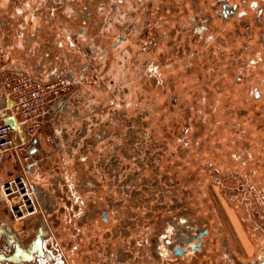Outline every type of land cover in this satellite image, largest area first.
<instances>
[{
  "label": "flooded vegetation",
  "instance_id": "1",
  "mask_svg": "<svg viewBox=\"0 0 264 264\" xmlns=\"http://www.w3.org/2000/svg\"><path fill=\"white\" fill-rule=\"evenodd\" d=\"M239 39H243L240 47ZM259 40L264 42V0H0V76L89 85L86 96L98 97L97 103L87 106L107 116L102 126H95L91 118L90 129L83 125L77 134L82 152L89 146L90 154L72 163L71 191L64 185L58 188L62 183L58 178L52 177L46 188L32 183L38 210L26 226L15 230L13 222H0V264H192L197 260L199 264H264V189L262 199L235 203L236 196L229 200L220 182L218 203L207 205L209 215L193 211L190 203H161V209L171 212L161 215L154 210L144 221L131 214L126 200L113 199L120 186L115 190L101 186L106 177L120 180L128 163L118 154H129V163L150 169L154 177L146 176L147 182L133 195L144 191L152 201L157 195L173 196L172 180H159L154 173L160 159L152 158L151 136L156 132L149 131L148 136V124L136 112L139 107L130 114L133 101L142 98L141 80L149 77L158 88L161 70L178 68L205 80L197 60L193 61L200 55L213 63L208 77L217 78L225 109L239 117L236 100L240 96L245 101L249 77L237 69L250 63L244 58L253 55V44ZM228 41L232 57L224 63ZM228 81L232 86L224 91ZM211 95L204 94L205 113ZM251 95L256 101L262 97L255 87ZM78 96L69 101L61 93L48 106V130L55 139L62 138V116L75 107L85 108V95ZM121 116L122 136L119 142L111 141L112 133L120 129L113 130V123ZM36 132L24 137L33 158L43 141ZM100 141L112 146L102 159H95ZM76 142L74 146L79 145ZM37 164L30 162L27 177L38 174ZM126 182L127 178L122 191L131 195ZM133 183L138 185L136 180ZM67 215L70 220L61 224Z\"/></svg>",
  "mask_w": 264,
  "mask_h": 264
},
{
  "label": "rangeland",
  "instance_id": "2",
  "mask_svg": "<svg viewBox=\"0 0 264 264\" xmlns=\"http://www.w3.org/2000/svg\"><path fill=\"white\" fill-rule=\"evenodd\" d=\"M242 41L243 39L236 41L237 46L240 47ZM259 43L260 40L255 41L253 44L254 52L252 56L245 57L241 54L242 57H245H243L244 59L251 60L250 63L243 68H236L237 73L242 72L249 77L248 93L245 101L240 96L236 100L235 109H239L242 114L239 117L236 115V111L233 112L234 114H230L225 109L226 100L222 98V93L220 95L217 93L218 90L215 84L217 78L215 75L212 80L208 77L210 72L214 70L213 63L200 55L196 56L193 61L197 60L196 64L204 72L201 76L203 75L202 77L206 81L203 78L198 79V75L193 71L186 73L180 68L161 70L157 75L158 88L150 83L151 79L149 77L141 80L142 94L140 97L142 98L133 101L130 114L134 115L135 110L133 109L139 107L136 112L140 111L142 119L146 120L148 128L147 126L145 128H147L148 136L150 137L151 134L149 131L154 130L156 132V135L151 136V143L155 144L152 150V158L153 162L156 158L160 159L156 165L154 164L156 170L152 171L156 173L155 175L158 176L159 180L161 177L172 180V184L169 186L172 189L173 196L157 195L152 201V197L145 194L144 191L141 196L133 195L136 190L138 191L141 188L142 182H147L148 178L152 179L154 177L151 176L150 169L144 170L139 165L129 163L127 160L129 154H125V157L118 154L119 159H126L125 162L128 163L124 173H121L119 181H114L112 177H110L111 179L104 178L101 180V186L104 188L103 190L109 188L115 190V187L120 186L122 193L114 194L112 192V197L115 201L126 200L125 202L129 204L128 209L135 218L148 221L151 213L155 212L154 210H157L156 212L161 215L169 214L171 212L169 209L167 210L165 207L161 209V203L165 206L190 203V208L193 211L209 215L207 205L218 203L219 191L217 187L220 182H223V194L229 200L232 195L236 196L233 199L235 203L237 201L239 203L244 202L246 198L262 199L264 189V42ZM224 49L226 53L224 63H226L232 57L230 55L232 48L229 41ZM198 50V48H195L194 52L198 54ZM224 63L223 66H226ZM2 76L11 75L4 74ZM59 85L63 89L62 95L68 96L69 101L73 97L75 98L77 94H84V99L87 100L85 108L79 107L77 109L78 107H75L76 109L74 108L70 115L62 116V122H59L61 125L59 130L62 131L61 139H55L54 136L52 137L49 134L48 120L45 117L36 132L41 139L43 138L40 143L41 148L37 156L32 158L36 164L38 163L37 166L40 165V168L37 167L38 174L28 175L27 180L30 185L33 183L46 188L50 186L52 177L58 178V181L63 183L60 186L58 185V188L64 185L70 190L72 188V163L75 159H79L80 155L90 154L87 152L89 146L85 148L86 152H82L84 147L81 143L76 142L77 134L81 132L83 125L87 126V130L90 129L91 118L95 126H102L107 123V116L93 112L92 108L87 106L90 105L89 103H97L98 97L96 94L90 95V97L86 96L89 85L81 84L74 87L68 85L65 81L60 82ZM67 86L69 87L68 90ZM223 86H225L224 91H228L232 84L228 81ZM252 87L261 92L262 97L260 100L252 99ZM242 91L244 92V90ZM242 91H240V94H243ZM205 92L212 93L211 99L206 102L208 103L207 113L202 109L204 107ZM78 95L76 99L81 97ZM1 98L0 94V101ZM53 102L48 106L52 105ZM122 120L123 116L113 123V130L117 127L120 129L118 133H112L114 137L111 141L119 142L124 129ZM89 134L86 132L85 137ZM83 139L85 140V138ZM74 140L79 145L74 146ZM110 146H112L110 143L100 141L94 149L98 157L95 159H102L103 152L106 149L108 150ZM2 159L4 161L0 167V184L17 177L16 169H12L9 161H6L10 158L5 156ZM147 164L151 165L152 162ZM49 172L53 174L49 176ZM148 175L149 177L145 179ZM125 178H127L128 191H132L131 195H126L122 191ZM135 180L138 185L133 183ZM109 182L111 183L110 186ZM200 186L202 191L199 192ZM177 189H179V193H176ZM10 197L12 204L17 201L14 195ZM157 204L158 206H156ZM0 213L4 214L6 222H13L12 226L20 229L24 228L26 226L24 224L28 223L26 221L33 217L32 215L25 220L11 221L7 215L6 206L1 199ZM68 220L70 219L67 215L61 219V224L68 222ZM143 231L142 237L145 238L147 229L143 228ZM192 264H199V261L197 260L196 263Z\"/></svg>",
  "mask_w": 264,
  "mask_h": 264
},
{
  "label": "built area",
  "instance_id": "3",
  "mask_svg": "<svg viewBox=\"0 0 264 264\" xmlns=\"http://www.w3.org/2000/svg\"><path fill=\"white\" fill-rule=\"evenodd\" d=\"M59 83L34 82L21 75L0 77V167L5 156L10 159L17 177L0 184V199L4 202L11 221H21L34 215L38 204L26 176L28 165L33 158L32 147L25 140V134H33L42 124L48 105L62 92ZM12 119L14 128L5 124ZM14 195L17 201L10 202Z\"/></svg>",
  "mask_w": 264,
  "mask_h": 264
},
{
  "label": "water",
  "instance_id": "4",
  "mask_svg": "<svg viewBox=\"0 0 264 264\" xmlns=\"http://www.w3.org/2000/svg\"><path fill=\"white\" fill-rule=\"evenodd\" d=\"M5 124L9 125L11 128H14L15 124L14 121L10 118L5 119Z\"/></svg>",
  "mask_w": 264,
  "mask_h": 264
},
{
  "label": "crops",
  "instance_id": "5",
  "mask_svg": "<svg viewBox=\"0 0 264 264\" xmlns=\"http://www.w3.org/2000/svg\"><path fill=\"white\" fill-rule=\"evenodd\" d=\"M5 218H6V217L4 216V214L2 215V214L0 213V222L5 223V222H6V221H5ZM23 224H24V223H23ZM14 229H15V230H21L20 228H15V227H14Z\"/></svg>",
  "mask_w": 264,
  "mask_h": 264
},
{
  "label": "bare ground",
  "instance_id": "6",
  "mask_svg": "<svg viewBox=\"0 0 264 264\" xmlns=\"http://www.w3.org/2000/svg\"><path fill=\"white\" fill-rule=\"evenodd\" d=\"M15 122V121H14ZM15 124H16V122H15Z\"/></svg>",
  "mask_w": 264,
  "mask_h": 264
}]
</instances>
